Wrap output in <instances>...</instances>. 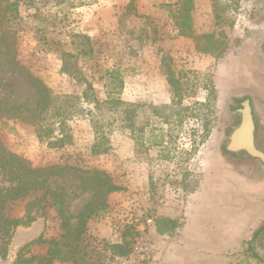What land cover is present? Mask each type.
I'll return each mask as SVG.
<instances>
[{
    "label": "rangeland",
    "instance_id": "374dc122",
    "mask_svg": "<svg viewBox=\"0 0 264 264\" xmlns=\"http://www.w3.org/2000/svg\"><path fill=\"white\" fill-rule=\"evenodd\" d=\"M28 1L18 24L17 59L53 95L81 97L85 111L66 121L72 141L64 147L40 140L30 123L0 117V153L14 152L33 166L104 170L122 187L121 198L130 201L129 206L137 205L116 215L120 208L108 202L88 223L104 220L112 236L93 234L87 223L72 260L53 264H116L115 257L126 254L117 253L112 245L130 246L135 235L127 222L132 209L154 217L148 236L155 255L149 264H264V229L256 232L260 226L252 242H240L216 261L189 260L183 248L174 244L181 234L180 219L174 230L160 233L157 229L159 211L172 204L181 206L206 176L239 165L241 174L264 180V163L246 153L236 157L225 148L235 123L236 97L248 96L259 127L258 144L264 151V0H220V20L215 0H193L194 29L198 34L215 33L224 42L226 49L220 56L197 50L193 37L179 33L174 18L179 0H69L61 5L56 0ZM37 7L41 14L35 17ZM75 33L91 37V53H83L82 44L73 42ZM63 52L74 54L68 72L62 69ZM109 94L135 105V127L122 126L125 114L96 106ZM35 99L33 87L0 57V100L33 103ZM102 132L109 150L95 153L92 147ZM77 184L73 175L52 177L54 188L66 190L71 213L90 198L89 192L75 195ZM4 185L10 184L0 178V187ZM37 196L40 193L5 204L4 216L22 223L10 228L5 258L0 249V264H15L19 250L40 235L60 238L58 213L44 198L28 212V203ZM2 235L0 229V245ZM46 251L47 245L33 244L23 249V256Z\"/></svg>",
    "mask_w": 264,
    "mask_h": 264
},
{
    "label": "trees",
    "instance_id": "16d2710c",
    "mask_svg": "<svg viewBox=\"0 0 264 264\" xmlns=\"http://www.w3.org/2000/svg\"><path fill=\"white\" fill-rule=\"evenodd\" d=\"M219 1H214L217 20L222 18L218 7L223 3H218ZM55 2L61 5L69 2V0H56ZM178 3L179 8L174 18L179 33L193 37L196 41L197 50L215 53L217 56L223 54L226 46L223 41L217 39L215 33H196L192 17L194 1L179 0ZM28 4V0H0V57L5 60L10 69L21 75L33 87L36 99L33 103L0 100V117L19 118L30 123L35 126L40 140L46 141L51 146L64 147L72 141L66 121L84 113L85 110L81 106V97L74 94L53 95L48 85L17 59L18 24L25 17L23 9H28ZM35 10L33 15L35 17L40 16L41 7H37ZM73 37L75 38L73 42L82 44L81 51L83 53L88 54L93 51L89 35L75 33ZM73 56L74 54L71 52L62 53L63 71L68 72L70 70L72 65L70 58ZM84 96L88 97L86 92ZM95 104L97 107L103 105L116 110L118 113L125 114L122 119V126L135 127L133 121L135 105L133 103L126 102L120 97H112L109 94L105 100L96 101ZM97 139L100 140L95 142L92 151L95 153L108 152L109 147L103 145L108 141L107 135L102 132ZM62 174L73 175L78 179V193L75 195L90 193V198L76 213H71L68 209L66 190L56 189L52 185V177ZM0 175L1 179L10 184L0 187V221H3L0 223L3 234L0 249L3 258L6 256L7 246L11 239L10 228H15L22 223L19 218L9 219L4 216L3 209L9 200L40 193V196L28 203V212L44 198L46 204L57 211L63 230L60 238L47 239L40 235L25 244L19 250L15 264H53L54 261L72 260L79 240L87 229L88 220L106 209L108 206L107 198L110 193L122 189L104 170L98 168L84 169L71 165L33 166L25 158L8 150H3L0 153ZM33 219L34 217H31V220ZM176 227H178V220L176 219L162 217L157 220V229L160 233H166ZM263 229L264 225L258 229L257 233ZM33 244L47 245L46 253L44 255L33 254L25 258L23 249ZM112 247L119 254H127L130 250V246L125 243H116Z\"/></svg>",
    "mask_w": 264,
    "mask_h": 264
},
{
    "label": "crops",
    "instance_id": "0c3cea01",
    "mask_svg": "<svg viewBox=\"0 0 264 264\" xmlns=\"http://www.w3.org/2000/svg\"><path fill=\"white\" fill-rule=\"evenodd\" d=\"M240 169L239 165H234L223 173L217 172L218 175L206 176L181 206L172 204L159 211L162 217L181 220V234L174 244L183 248L189 260L197 257V261L207 258L216 261L224 252L226 257V253L237 248L240 242H252L255 230L264 225V195L261 194L264 180L251 179L238 172ZM119 191L112 192L108 199L111 207L120 208L116 215L137 207L129 206L130 201L122 199L124 194ZM103 221L90 220V231L111 237L112 232L108 226H103Z\"/></svg>",
    "mask_w": 264,
    "mask_h": 264
},
{
    "label": "built area",
    "instance_id": "2783aa9c",
    "mask_svg": "<svg viewBox=\"0 0 264 264\" xmlns=\"http://www.w3.org/2000/svg\"><path fill=\"white\" fill-rule=\"evenodd\" d=\"M127 222L135 231L130 244V250L126 255L115 257L116 264H149L154 260L152 241L148 236V230L154 226V217L140 215L137 211L128 214Z\"/></svg>",
    "mask_w": 264,
    "mask_h": 264
},
{
    "label": "water",
    "instance_id": "95a60500",
    "mask_svg": "<svg viewBox=\"0 0 264 264\" xmlns=\"http://www.w3.org/2000/svg\"><path fill=\"white\" fill-rule=\"evenodd\" d=\"M241 122L231 134L229 149L245 150L253 157L260 158L264 162V152L257 148L255 140V122L252 115V106L249 101L240 109Z\"/></svg>",
    "mask_w": 264,
    "mask_h": 264
},
{
    "label": "flooded vegetation",
    "instance_id": "af4514ba",
    "mask_svg": "<svg viewBox=\"0 0 264 264\" xmlns=\"http://www.w3.org/2000/svg\"><path fill=\"white\" fill-rule=\"evenodd\" d=\"M236 101H238V107L234 108V115H235V123L232 127V129H230L228 131V135H227V142H226V145H225V148L226 150L234 155V156H240L242 153H246L248 156H250L251 158H254V159H257V160H260L262 163H264L260 158H257V157H253L252 155H250L247 151L245 150H236V151H233V150H230L229 149V143L231 141V134L232 132L234 131V129L238 126V124L241 122L242 120V116H241V113H240V109L243 107V104L246 102V101H249L251 106H252V115H253V120L255 122V140H256V145H257V148L260 149L261 151H263L260 147H259V144H258V125H257V122H256V119H255V115H254V108H253V104H252V100L250 97H245V98H239V97H236ZM264 152V151H263Z\"/></svg>",
    "mask_w": 264,
    "mask_h": 264
}]
</instances>
